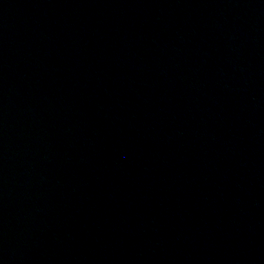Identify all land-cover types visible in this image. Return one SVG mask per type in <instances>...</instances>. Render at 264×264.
<instances>
[{
	"label": "water",
	"instance_id": "water-1",
	"mask_svg": "<svg viewBox=\"0 0 264 264\" xmlns=\"http://www.w3.org/2000/svg\"><path fill=\"white\" fill-rule=\"evenodd\" d=\"M0 264H264V0H0Z\"/></svg>",
	"mask_w": 264,
	"mask_h": 264
}]
</instances>
